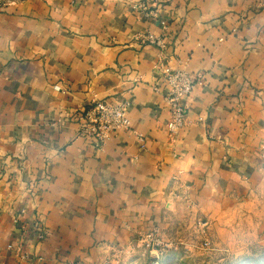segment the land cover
Masks as SVG:
<instances>
[{
    "label": "crops",
    "instance_id": "obj_1",
    "mask_svg": "<svg viewBox=\"0 0 264 264\" xmlns=\"http://www.w3.org/2000/svg\"><path fill=\"white\" fill-rule=\"evenodd\" d=\"M163 65L200 81L173 136ZM100 99L131 127L97 149ZM179 207L264 241V0L0 1V264H100Z\"/></svg>",
    "mask_w": 264,
    "mask_h": 264
},
{
    "label": "rangeland",
    "instance_id": "obj_2",
    "mask_svg": "<svg viewBox=\"0 0 264 264\" xmlns=\"http://www.w3.org/2000/svg\"><path fill=\"white\" fill-rule=\"evenodd\" d=\"M227 219H209L179 207L161 229L109 254L100 264H264V241L256 223ZM247 256L252 259L244 260Z\"/></svg>",
    "mask_w": 264,
    "mask_h": 264
},
{
    "label": "built area",
    "instance_id": "obj_3",
    "mask_svg": "<svg viewBox=\"0 0 264 264\" xmlns=\"http://www.w3.org/2000/svg\"><path fill=\"white\" fill-rule=\"evenodd\" d=\"M17 1L9 0L5 5H10ZM134 8L148 12L151 17H158V13L149 11L146 4H135ZM162 25L164 28L167 27L166 22H162ZM138 38L143 42L153 44L161 50L165 49L163 38L154 36L152 33L140 35ZM161 70L163 83L169 87V92L166 95V102L170 111L167 129L170 135L173 136L186 122L188 108L184 105L183 100L194 91L200 81L186 71L174 70L169 65H163ZM154 89L158 90L159 86H155ZM129 107V102L112 103L105 99L95 101L81 111L78 116L80 135L91 140L95 148H102L121 131L130 129Z\"/></svg>",
    "mask_w": 264,
    "mask_h": 264
},
{
    "label": "trees",
    "instance_id": "obj_4",
    "mask_svg": "<svg viewBox=\"0 0 264 264\" xmlns=\"http://www.w3.org/2000/svg\"><path fill=\"white\" fill-rule=\"evenodd\" d=\"M263 251H264V249H263ZM250 259H252V257L247 256L246 259H244V260H250Z\"/></svg>",
    "mask_w": 264,
    "mask_h": 264
}]
</instances>
